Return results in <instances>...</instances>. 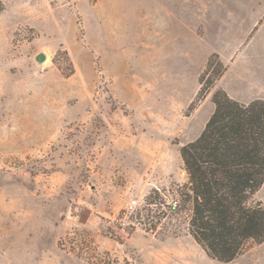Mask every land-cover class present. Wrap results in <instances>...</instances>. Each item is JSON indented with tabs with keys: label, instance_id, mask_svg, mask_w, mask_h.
Wrapping results in <instances>:
<instances>
[{
	"label": "rangeland",
	"instance_id": "374dc122",
	"mask_svg": "<svg viewBox=\"0 0 264 264\" xmlns=\"http://www.w3.org/2000/svg\"><path fill=\"white\" fill-rule=\"evenodd\" d=\"M2 1L0 264H226L195 242L180 196L181 148L215 106L189 113L201 88L185 86L189 52L183 40L164 67L159 37L188 38L207 10L264 12V0ZM244 53L264 64V38ZM257 260L264 243L228 264Z\"/></svg>",
	"mask_w": 264,
	"mask_h": 264
},
{
	"label": "trees",
	"instance_id": "16d2710c",
	"mask_svg": "<svg viewBox=\"0 0 264 264\" xmlns=\"http://www.w3.org/2000/svg\"><path fill=\"white\" fill-rule=\"evenodd\" d=\"M6 6L0 0V15ZM227 67L212 54L199 78L192 113L214 90V112L202 133L181 148L188 182L181 189L190 204V234L208 257L232 263L264 243V100L241 103L215 83ZM211 72L214 76L211 77Z\"/></svg>",
	"mask_w": 264,
	"mask_h": 264
},
{
	"label": "crops",
	"instance_id": "0c3cea01",
	"mask_svg": "<svg viewBox=\"0 0 264 264\" xmlns=\"http://www.w3.org/2000/svg\"><path fill=\"white\" fill-rule=\"evenodd\" d=\"M198 26L194 29V34L190 33L188 38H183L180 32L173 34L172 38L161 33L163 35L159 37L160 65L176 68L177 64L181 62L184 40V52H189L185 65L193 71L192 84L187 85L186 83L185 86L194 87V93H197L201 86L199 78L206 68L210 56L218 54L220 61L228 68L215 83V90L222 89L232 99L241 103L247 104L257 99L264 100V64L262 59L260 56L244 53L247 46L254 44L257 36L261 35L264 38V12L245 5L228 10L226 14L207 10L204 11ZM223 46H234L235 49L229 54L219 48ZM241 46L243 48L238 51V47ZM188 80L190 79L187 77L186 82ZM212 95L213 91L207 96V99L212 98ZM212 112L205 117V123L211 117ZM253 264H264V261L257 260Z\"/></svg>",
	"mask_w": 264,
	"mask_h": 264
},
{
	"label": "built area",
	"instance_id": "2783aa9c",
	"mask_svg": "<svg viewBox=\"0 0 264 264\" xmlns=\"http://www.w3.org/2000/svg\"><path fill=\"white\" fill-rule=\"evenodd\" d=\"M138 208V201L137 200H132L128 203L126 207V212L129 214H133L136 212ZM181 208V201L176 200L174 202V205L171 207V211L175 212Z\"/></svg>",
	"mask_w": 264,
	"mask_h": 264
},
{
	"label": "water",
	"instance_id": "95a60500",
	"mask_svg": "<svg viewBox=\"0 0 264 264\" xmlns=\"http://www.w3.org/2000/svg\"><path fill=\"white\" fill-rule=\"evenodd\" d=\"M47 60V56L44 54V53H39L37 56H36V61L38 63H43Z\"/></svg>",
	"mask_w": 264,
	"mask_h": 264
}]
</instances>
